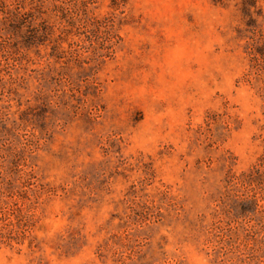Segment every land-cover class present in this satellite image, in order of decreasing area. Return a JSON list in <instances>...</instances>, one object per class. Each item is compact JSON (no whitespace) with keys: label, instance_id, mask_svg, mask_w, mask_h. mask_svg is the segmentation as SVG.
<instances>
[{"label":"rangeland","instance_id":"1","mask_svg":"<svg viewBox=\"0 0 264 264\" xmlns=\"http://www.w3.org/2000/svg\"><path fill=\"white\" fill-rule=\"evenodd\" d=\"M0 264H264V0H0Z\"/></svg>","mask_w":264,"mask_h":264}]
</instances>
